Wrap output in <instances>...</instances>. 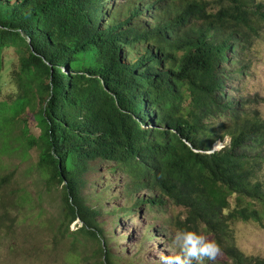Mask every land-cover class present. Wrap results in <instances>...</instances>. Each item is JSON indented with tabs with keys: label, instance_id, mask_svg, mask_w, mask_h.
I'll use <instances>...</instances> for the list:
<instances>
[{
	"label": "trees",
	"instance_id": "obj_1",
	"mask_svg": "<svg viewBox=\"0 0 264 264\" xmlns=\"http://www.w3.org/2000/svg\"><path fill=\"white\" fill-rule=\"evenodd\" d=\"M10 1L0 0V53L14 47L19 64L14 99L0 102V264L37 251L16 227L35 201L4 160L26 108L42 133L25 144L40 148L38 169L62 185L70 221L94 230L86 236L103 234L82 196L90 162L103 159L128 173L132 192L149 191L139 204L182 208L172 225L218 241L224 259L204 264H264L237 246L230 227H264V97L251 105L232 91L245 71L235 67L238 48L252 51L262 37L264 2Z\"/></svg>",
	"mask_w": 264,
	"mask_h": 264
},
{
	"label": "rangeland",
	"instance_id": "obj_2",
	"mask_svg": "<svg viewBox=\"0 0 264 264\" xmlns=\"http://www.w3.org/2000/svg\"><path fill=\"white\" fill-rule=\"evenodd\" d=\"M121 1H112L110 8ZM211 9L215 11L217 6L212 4ZM149 21L151 19L145 22ZM236 57L238 63L235 67L242 66L245 71L236 73L232 91L234 95L245 96L254 105L259 100L256 95L264 97V31L252 51L246 50L241 54L238 48ZM18 64L14 47L1 51L0 102L14 99L10 94L16 87L13 72H17ZM258 108L264 118V102ZM34 113L26 108L23 115L15 118L17 128L11 134L14 150L4 156L5 162L15 164V179L35 201L34 211L29 210L28 206L24 209V213L31 216L25 219L22 213L16 227L22 236L27 237V245L37 251L30 257L10 254L12 264H159V256L169 250L175 251L170 249V235L176 229L170 217L180 215L184 210L172 206L159 210L149 204H139L138 198L148 196L149 191L143 188L132 192L128 173L115 162L103 159L90 162L82 189L86 205L99 212L96 222L103 232V238L96 241L86 236L88 228L80 232L83 222L81 219L70 221L62 201V185L49 182L41 168L38 169L40 148L35 144L32 147L25 144L27 138H37L42 133ZM18 138L26 146L24 158L20 157L23 146L16 141ZM229 140L226 137L223 141H216L211 152L224 147ZM257 179L264 182V160ZM230 227L237 246L246 255L264 258L263 226L254 221H236ZM98 247L103 249L102 254L96 251ZM218 258L224 259L223 256ZM197 264L204 263L201 260Z\"/></svg>",
	"mask_w": 264,
	"mask_h": 264
},
{
	"label": "clouds",
	"instance_id": "obj_3",
	"mask_svg": "<svg viewBox=\"0 0 264 264\" xmlns=\"http://www.w3.org/2000/svg\"><path fill=\"white\" fill-rule=\"evenodd\" d=\"M83 227L84 223L80 232L84 230ZM88 231L94 230L88 229ZM102 238L103 234L99 236V240ZM170 241V249L175 251L169 250L159 256V264H197L204 259L214 262L222 253L218 241L191 228L174 229L170 235Z\"/></svg>",
	"mask_w": 264,
	"mask_h": 264
},
{
	"label": "built area",
	"instance_id": "obj_4",
	"mask_svg": "<svg viewBox=\"0 0 264 264\" xmlns=\"http://www.w3.org/2000/svg\"><path fill=\"white\" fill-rule=\"evenodd\" d=\"M219 149H221V148H219Z\"/></svg>",
	"mask_w": 264,
	"mask_h": 264
}]
</instances>
